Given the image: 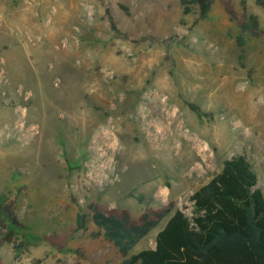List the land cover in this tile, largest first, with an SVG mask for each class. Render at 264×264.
Masks as SVG:
<instances>
[{
	"label": "rangeland",
	"instance_id": "1",
	"mask_svg": "<svg viewBox=\"0 0 264 264\" xmlns=\"http://www.w3.org/2000/svg\"><path fill=\"white\" fill-rule=\"evenodd\" d=\"M182 10L0 0V197L24 225L22 248L0 246V264H119L89 204L136 221L169 202L189 215L190 195L236 154L264 195V8ZM250 16L260 36L238 25ZM164 223L131 254L153 249Z\"/></svg>",
	"mask_w": 264,
	"mask_h": 264
},
{
	"label": "trees",
	"instance_id": "2",
	"mask_svg": "<svg viewBox=\"0 0 264 264\" xmlns=\"http://www.w3.org/2000/svg\"><path fill=\"white\" fill-rule=\"evenodd\" d=\"M254 2L264 8V0ZM180 4L184 15L196 7L201 19L209 13L212 0H180ZM118 7L127 11L125 6ZM227 12L231 15L229 9ZM238 25L260 36L253 16ZM189 107L198 112L195 106ZM257 185L252 164L245 155L236 154L225 159L220 172L190 195L189 215L173 202L158 210L146 209L137 221L126 210L106 213L94 204L87 209L91 223L122 257L119 264H264V195ZM162 222L154 248L131 254ZM86 223L85 215L77 217L78 230H84ZM23 229L14 201L0 197V246L21 249L17 237Z\"/></svg>",
	"mask_w": 264,
	"mask_h": 264
},
{
	"label": "bare ground",
	"instance_id": "3",
	"mask_svg": "<svg viewBox=\"0 0 264 264\" xmlns=\"http://www.w3.org/2000/svg\"><path fill=\"white\" fill-rule=\"evenodd\" d=\"M108 133V132H107ZM107 133H104V134H101V136H102V140H104V141H108L109 139H108V134Z\"/></svg>",
	"mask_w": 264,
	"mask_h": 264
}]
</instances>
